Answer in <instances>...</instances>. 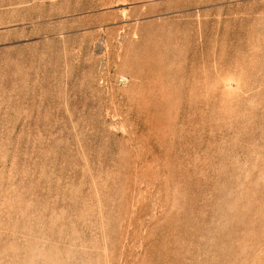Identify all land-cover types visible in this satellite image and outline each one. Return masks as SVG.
I'll list each match as a JSON object with an SVG mask.
<instances>
[{"label":"rangeland","instance_id":"rangeland-1","mask_svg":"<svg viewBox=\"0 0 264 264\" xmlns=\"http://www.w3.org/2000/svg\"><path fill=\"white\" fill-rule=\"evenodd\" d=\"M0 264H264V0H0Z\"/></svg>","mask_w":264,"mask_h":264}]
</instances>
